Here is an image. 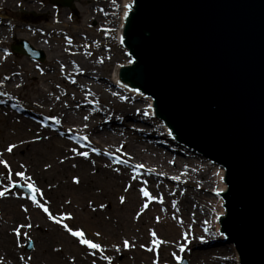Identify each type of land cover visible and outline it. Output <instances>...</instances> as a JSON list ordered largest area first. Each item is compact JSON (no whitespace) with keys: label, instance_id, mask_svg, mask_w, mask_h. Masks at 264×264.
<instances>
[{"label":"bare ground","instance_id":"6f19581e","mask_svg":"<svg viewBox=\"0 0 264 264\" xmlns=\"http://www.w3.org/2000/svg\"><path fill=\"white\" fill-rule=\"evenodd\" d=\"M106 3L109 11L98 10L99 21L115 24L114 39L126 51L122 34L132 0ZM106 13L111 18L104 16ZM59 23L54 29L44 30L0 21V43L2 38L13 36L21 38L18 41L32 39L52 61L40 67L24 59L8 64L7 54L0 51V191L7 189L0 197V264H105L106 257L112 261L120 257L123 264H154L155 259L168 253L181 255L186 264H223V256L207 250L185 251L206 237L211 226L221 242L234 246V260L241 264L235 245L226 242L222 232L221 220L227 212L221 194L228 190L224 167L205 157V162L192 159L190 153L180 152L178 156L175 153L180 150L170 144L157 149V144L167 140L163 134L170 129L165 122L153 119L154 100L149 95L142 98L128 90H108L118 105L100 113L96 105H91L95 92L86 86L90 80L83 78L97 77L99 61L77 56L75 62L69 59L60 28L65 22ZM77 44L84 42L78 40ZM109 54L99 52V57L105 59ZM132 64L126 51L123 60L116 63L111 81L121 82L119 65ZM70 73L75 75L74 80L67 79ZM98 81V85L103 84ZM27 85H32L29 92L25 91ZM142 101L147 102V109ZM126 118L131 125L125 123ZM6 138L14 142L2 143ZM13 145L12 151H7ZM82 152L88 153L87 158L78 155ZM113 156L120 163L111 159ZM19 172L24 175H17ZM13 182L33 183L38 189L34 193L38 203L45 204L58 220L71 218L55 223L29 197L9 192L8 185ZM187 186L193 190H187ZM141 188L156 199L144 197ZM121 196L125 197L123 204ZM144 203L147 209H142ZM26 224L32 227L22 228V235L17 237L14 230ZM62 224L83 225L79 228L85 238L99 244L100 249L79 243V238L71 236ZM152 231L162 241L155 248ZM19 238L34 242L29 254L20 249ZM125 240L129 241L127 248ZM98 255L104 259L93 261Z\"/></svg>","mask_w":264,"mask_h":264},{"label":"water","instance_id":"95a60500","mask_svg":"<svg viewBox=\"0 0 264 264\" xmlns=\"http://www.w3.org/2000/svg\"><path fill=\"white\" fill-rule=\"evenodd\" d=\"M132 1L122 39L133 64L119 80L153 98L179 143L224 167L226 242L241 264H264V0ZM11 49L43 59L25 41Z\"/></svg>","mask_w":264,"mask_h":264},{"label":"rangeland","instance_id":"374dc122","mask_svg":"<svg viewBox=\"0 0 264 264\" xmlns=\"http://www.w3.org/2000/svg\"><path fill=\"white\" fill-rule=\"evenodd\" d=\"M10 1L11 0H0V21L5 20V21H9L10 23H16V24L26 23L35 27L40 26L44 28V30H51L62 24L59 23V21L64 20L65 26L64 27L60 26L63 32L61 36L64 39L62 40L63 44H66V46L68 47L66 48V50H68L67 56H69V59H74L73 61L75 62L76 60L75 57L77 56L78 58L84 57L85 59H91V60L95 59L99 61V66L95 70L97 77L91 78L85 75V77L83 78H85L87 81L90 80L88 81L86 86L88 88H91L95 92V96H94L95 99L92 100L91 105H96L99 108V110H101L100 113H102V110H109V108H111L112 106L118 105V103H116L117 98L111 95L108 90H114V91L128 90V92L132 91L135 94L142 95V98H144L147 95L142 91H139L138 89L131 87L129 84L123 81L116 82V84L111 81L116 63H119L120 60H123L127 50L125 51L123 47H120V45L114 39L113 31L115 27L113 26L115 24H113V22L106 24L104 22L102 23L101 21H99L100 17L98 15L99 13L98 10L104 9V12L109 11V3L108 4L106 3L107 0H73L72 9L66 6L55 4L52 2V0H13V2ZM103 3H105V5ZM27 5H30V7H27ZM132 5H133V1L132 4L130 5L129 11L131 10ZM46 9L49 12H47ZM107 14L108 13H106L104 16L111 18L110 13L108 15ZM20 39L21 38H19L18 36L1 39L2 41L0 43L1 45L0 51L7 54L8 64H12L14 60L15 62H17L19 60L22 61L23 59L28 64H31L35 67L52 64V61H50L51 58L49 57L48 53H46L45 51H43L42 60H34L23 54L13 53L10 49V46L12 44H15ZM78 40L84 42V44L78 45L77 44ZM26 42L29 45H31L35 50L42 51L41 49H39V47L37 46L34 40L27 39ZM99 52L100 53L109 52L110 54L107 58L102 59L99 57ZM1 75L2 74H0V76ZM66 76L67 79L69 80L71 79L74 80L75 77L73 73H70L69 75L67 74ZM93 80L94 81L96 80V83L94 85L91 84V81ZM98 80H101L103 84L98 85L97 83L99 82ZM29 82H31V80H29ZM38 85L42 86V83L40 82ZM31 86L32 85L25 86V91L29 92ZM44 89L46 90V87H44ZM144 104H145V109H147L148 107L147 102H144ZM43 117L45 116L43 115ZM153 119L163 122L159 120V118L157 117H153ZM125 123H128L130 125L132 124V122H130L128 118L125 119ZM128 124L127 125L125 124V127L132 130L133 128L132 127L130 128V125L128 127ZM163 135L166 136L168 141L165 140L164 143L157 144L160 147L159 148L156 145L157 149L160 150L162 148L161 150H163L164 147L166 148L170 144L171 146H173L174 149H176V151L177 149L180 150L177 151V153H175V151L174 152L171 151L177 154L178 156L180 155V152L181 155L183 153L185 154L190 153L192 156L190 158L192 159L197 158L202 160L203 162L207 160L204 157H201L196 152H194L191 148H188L186 145L179 143L175 139L174 135L170 130L169 133L166 134L164 133ZM13 142L14 140L6 138L2 143L10 144ZM144 142L146 144L150 143L145 139ZM91 148L95 150L94 146H91ZM111 159H113L117 163H120V159H116L114 156L111 157ZM207 162H211V161H207ZM210 173H212V169H210ZM214 185L215 184L212 185V189L210 192L214 190L213 189ZM185 188H187V190H193L192 187L187 186ZM8 190L9 192H19L23 196H27L30 199L34 195V193L27 187V185H23L18 182L10 183L8 185ZM210 192L208 190V194L211 195ZM68 226L73 231L83 229L82 228L83 225H68ZM79 227H81L82 229ZM208 227H210V225ZM209 229L210 232L206 234L208 229H206L205 227L204 233L206 234V237L205 236H203L204 238L201 237L199 240H197L198 242L189 245L185 251L189 250L190 248L195 250H207L208 252H211V254L213 255L215 254V255L223 256L224 258L221 259L222 262L220 261L223 264H236L234 260L235 257L234 246L221 242L220 239H218L217 234L214 232L212 226ZM84 238H85V234H84ZM19 242H20L19 243L20 249L26 254H29L34 248V242H32V240L28 238H24V240H22V238H19ZM182 248L183 246L181 247V249ZM181 249L180 251H182ZM182 258L183 257L179 254L173 253L172 255H170L168 253L167 256L162 255L161 257L155 259V264H180ZM103 259L104 258L98 255L94 257L93 261L99 262L102 261ZM120 259L121 258L119 257L116 258L115 261H112L113 259H104V260L106 261L105 264H123L120 261Z\"/></svg>","mask_w":264,"mask_h":264},{"label":"snow or ice","instance_id":"6c2138e0","mask_svg":"<svg viewBox=\"0 0 264 264\" xmlns=\"http://www.w3.org/2000/svg\"><path fill=\"white\" fill-rule=\"evenodd\" d=\"M13 147H15V145L10 146V147L7 149V151L11 152ZM72 151H73V152H76V149H72ZM78 155H82V156H84L85 158H87L88 153H87V152H82V153H78ZM3 163H5V166L7 167L6 162H3ZM17 175L23 176L24 173H23V172H19V173H17ZM73 179H74V182H75V183H79V179H78V178H75V177H74ZM134 179H135V177H134ZM27 187H28L33 193H36V192L38 191V189H36V187H35V185H34L33 183H29V184L27 185ZM6 191H7V189H6L5 191H0V197H3V196L5 195V192H6ZM125 191H127V189H125ZM141 193H142V195H143L144 197H147L149 200L156 199V197H153V196H152V195H151L146 189H144V188H141ZM31 199H32V202H33L34 204H36L37 207L42 208L43 211H44L45 213L48 214V218H49V219L53 220V221H54L55 223H57V224H61V223H62V220L65 219V218H68V219L71 218L70 216H68V217H61V219L58 220V219H56L55 216L52 215V213L49 211V208L46 207L45 204H43V203H38V202H37L35 195H33V196L31 197ZM124 201H125V197L121 196V197H120V202L123 204ZM101 207H104V205H101ZM147 207H148V204H147V203H144V204L142 205V209H147ZM24 211H27V209H24ZM139 215H140V213H137V216H139ZM158 220H159V218H157V221H158ZM62 226H63V227H64V228H65V229H66V230H67L72 236L79 238V243L84 244V245H87L89 248H92V249H100L101 246H100L99 244H97V243H93L91 240L84 238V232H83L82 230H76V231H73L71 228H69V226H68L67 224H62ZM25 227H27V228H31L32 225H31V224H26V225H20L19 227H17V228L14 230V231H15V234L17 235V237H20V236L22 235V233H21V229H22V228H25ZM23 235L26 236L27 234L24 233ZM96 235L99 236V233H96ZM151 236L153 237V240H152L153 247H154V248H155V247H158V245H159L160 243H162V241H159L158 239H156L157 234H156L155 231H152V232H151ZM123 244H124V247H125V248L129 247V241H128V240H125V241L123 242ZM141 247H144V246L141 245ZM148 250H149V251H153V248H149ZM181 250H183V248H182ZM117 251H119V248H118V247H117ZM106 259H108V258L106 257ZM154 264H155V262H154Z\"/></svg>","mask_w":264,"mask_h":264}]
</instances>
